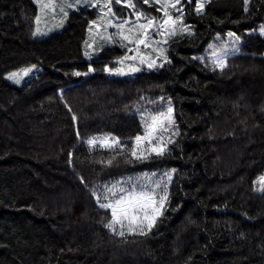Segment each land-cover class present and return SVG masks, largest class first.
<instances>
[{
    "label": "trees",
    "instance_id": "trees-1",
    "mask_svg": "<svg viewBox=\"0 0 264 264\" xmlns=\"http://www.w3.org/2000/svg\"><path fill=\"white\" fill-rule=\"evenodd\" d=\"M185 10L194 35L170 42L171 63L113 77L105 67L127 50L84 55L94 10L33 40L34 2L0 0V264H264V193L256 190L264 175V0H209L201 14L191 2ZM229 32L241 48L223 70L193 59ZM33 65L41 73L26 86L6 81ZM89 66L95 70L73 75ZM168 100L175 143L163 157L132 160L127 153L144 133L136 110ZM104 135L126 152L112 158L85 142ZM109 159L110 167L99 163ZM172 169L166 209L148 234L121 238L104 227L110 211L90 189Z\"/></svg>",
    "mask_w": 264,
    "mask_h": 264
},
{
    "label": "snow or ice",
    "instance_id": "snow-or-ice-1",
    "mask_svg": "<svg viewBox=\"0 0 264 264\" xmlns=\"http://www.w3.org/2000/svg\"><path fill=\"white\" fill-rule=\"evenodd\" d=\"M113 2L115 4H123L124 7L131 9L128 17H120L113 11ZM191 3L192 0H187ZM206 0H196L195 11L201 14L204 11ZM249 0H245L247 4ZM41 12L51 13L53 17H60L59 25L62 26L64 20L69 16V10L78 11L80 8L96 9L98 16L89 26V32L94 33L102 40L110 43H119L121 47H125L128 53L134 55H125L117 63L120 67H105L104 71L114 75H129L141 71V66H147L149 69L163 67L164 63H171L167 55H165L170 44L171 38L177 35L187 34L194 35L190 27L184 24V5L182 0H143L144 4L150 7L158 5L156 11L161 13L160 17L149 15L137 8L133 0H61L58 4L56 0H37ZM58 9V12H57ZM247 11V8L245 9ZM131 17H134L132 19ZM37 24L40 17L36 18ZM109 29L115 31L109 32ZM35 34H40L37 28ZM260 34L264 35V26H261ZM229 41L221 42L219 45H210L211 56L209 57H193L199 59L202 63L208 60L213 65V70L219 68L223 70L230 54L238 51L232 47L239 37L233 32L228 34ZM159 39H156V37ZM219 39V37H217ZM131 46V47H129ZM86 50L84 55L88 59L92 58V54L96 52L94 42H86ZM142 49H151L153 56ZM131 61V63H127ZM35 66L25 68L19 72H12L7 79L20 83L24 76H28ZM91 66L88 72H74L73 75L81 76L93 72ZM141 99H144L141 97ZM164 98L161 97L163 102ZM149 104L153 103L148 101ZM140 113L141 123L144 127L143 135H137L134 138L133 146L128 151V156L135 161H144L152 155L163 157L168 145L175 143L173 137L178 136L179 130L176 126L173 116L172 101H167V107L161 106L156 110L144 108ZM73 119H76L73 117ZM79 137V133H77ZM86 144L93 151L97 148L108 151L112 154V158L124 154L128 149V145L121 142L118 137L104 135L92 136L88 138ZM71 155V154H70ZM102 166H111V159L107 162L101 160ZM176 169L171 172H165L162 176L156 173H143L136 177H125L110 182H104L95 185L90 189V195L94 198L99 209L106 212L110 211V219L104 224L113 235L124 238L126 235H146L154 226L157 218L161 216L162 209L168 202L169 191L173 175ZM83 183V178H81ZM259 187L257 191L264 193V175L258 177Z\"/></svg>",
    "mask_w": 264,
    "mask_h": 264
},
{
    "label": "rangeland",
    "instance_id": "rangeland-1",
    "mask_svg": "<svg viewBox=\"0 0 264 264\" xmlns=\"http://www.w3.org/2000/svg\"><path fill=\"white\" fill-rule=\"evenodd\" d=\"M32 1L34 2V4L36 5V7L38 9V15H37V17L38 16L40 17V22H39V24H37V22H36L35 31H34V33H36L37 28H39L40 29V34H35V35L33 34V40L46 39V38H49V37L53 36L56 33L62 32L64 30V28H65V26H66L69 18L71 17L72 13L80 12L81 10H87V11H93L94 10L95 13H96V15L98 16V13H97V10L96 9H84V8H80L78 11H71V10H69V16H68V18L66 20H64V23H63L62 26H58L59 25V19H60V17L58 15L56 17H53V15L51 13L41 12V9H40L39 3H37V0H32ZM208 1L209 0H206V2L204 4V7H205V5H206V3ZM60 2H61V0H56V3L59 4ZM133 2L136 4L137 8L140 9L141 11H144V12H146L149 15H153V16H157V17H160L161 16V13H159V12L156 11V7L158 5H155V6L150 7L149 5L144 4L143 3V0H133ZM192 2L196 4V0H192ZM182 3L184 5V24L187 25V26H189L190 29H191V31L193 32V29L191 28L190 24L187 21V11L185 10V8L187 7V5L189 3L187 2V0H182ZM113 11L118 16H120V17H128L130 15V13H131V9L124 7L123 4H115L114 2H113ZM57 12H58V9H57ZM131 18L134 19V17H131ZM108 31L109 32H112V31H115V30L114 29H109ZM259 34H260V31H259ZM179 36H189V35L183 34V35H177L176 37H179ZM262 36L264 37V35H262ZM176 37L171 38V41H173V39L176 38ZM156 39H159V37L157 36ZM228 41H229V37L226 39V41L225 40L224 41L217 40V41L213 42L211 45H219L221 42H228ZM88 42H94V47L97 50L96 52H94L92 54V58L91 59H88L87 58L90 61H94V59H97L99 57V55L105 49H108V48L119 47L121 49L127 50L125 47H121L119 43H110L106 39L105 40L100 39L94 33H90L89 34ZM230 46L237 48L238 51L236 53H234V54H230L228 58H230L231 56H233L235 54H239L240 53V48H241V41H240V39L238 41H235V43H233ZM129 47H131V46H129ZM166 48H168V45L166 46ZM88 51L91 52L92 50L91 49H88ZM142 52H147V53H149V54H151L153 56L156 55L155 53H152L151 52V49H142ZM127 55H134V53H127ZM165 55H167V57H168L167 51H166ZM205 56H211V49H210V47L208 48L207 52L204 55H202V57H205ZM197 60H199V59H197ZM118 61H113L112 63H110L106 67L113 68V69L114 68H117V67H120V64L117 63ZM127 63H131V61H127L126 64ZM165 64L166 63H164L163 66H165ZM31 67H29V68H31ZM161 68L162 67L149 69L147 66H141V71L136 72V73H132V74H129V75H114V74H110L108 72L107 73L109 75L113 76V77H134V76H136L137 74H139L141 72L151 71V70H160ZM15 72H19V71H15ZM39 73H41V68L38 67V66H35V68L33 69V71L30 72L28 76H24L20 80V83L17 84V83H15L12 80L7 79V76L9 74L6 76V81L9 82V83H11V84H13V85H15V86H17V87H20L21 88V87H24L27 84H29V82L34 77H36ZM161 106H163L164 108H166L167 107V103L166 102L161 103L159 106H155V105L149 104V105H145L144 107L141 106V107H139V109L141 111H143L144 108H148L149 110H153L154 111L156 109H159ZM173 109H174V107H173ZM137 114H138V116L141 119L140 113L137 112ZM173 116H174V119H175V110L173 112ZM173 139H174V137H173ZM170 145H168V149L170 148ZM97 149H100V148H97ZM97 149H95V150H97ZM152 156H154V155H152ZM154 173H156L158 176H162L165 172H154ZM140 175H136V176H140ZM136 176H132V177H136ZM173 179H174V175H173ZM172 182H173V180H172ZM172 182H171V184H172ZM171 184L168 187L169 195H170ZM168 199H169V197H168ZM166 206H167V203L165 205V208L162 209V213H164V211L166 209ZM162 216H163V214L157 218V220H156L154 226L151 228V230L155 227V225L157 224V222L160 220V218ZM145 231L147 232V234L150 232V231L147 230V228L145 229ZM136 235H139V234H136ZM126 236H134V235H126Z\"/></svg>",
    "mask_w": 264,
    "mask_h": 264
}]
</instances>
